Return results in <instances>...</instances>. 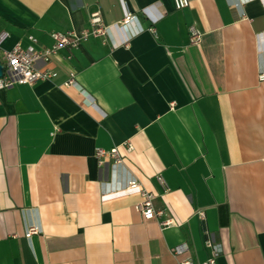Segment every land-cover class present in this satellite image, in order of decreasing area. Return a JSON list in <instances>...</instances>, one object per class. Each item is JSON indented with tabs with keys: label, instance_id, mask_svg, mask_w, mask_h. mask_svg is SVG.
<instances>
[{
	"label": "crops",
	"instance_id": "crops-1",
	"mask_svg": "<svg viewBox=\"0 0 264 264\" xmlns=\"http://www.w3.org/2000/svg\"><path fill=\"white\" fill-rule=\"evenodd\" d=\"M129 14L128 31L38 61L53 80L0 90V264H203L209 244L217 264H264V0H0L2 48L50 49ZM99 148L141 188L104 195ZM142 189L166 217L143 220Z\"/></svg>",
	"mask_w": 264,
	"mask_h": 264
},
{
	"label": "built area",
	"instance_id": "built-area-1",
	"mask_svg": "<svg viewBox=\"0 0 264 264\" xmlns=\"http://www.w3.org/2000/svg\"><path fill=\"white\" fill-rule=\"evenodd\" d=\"M251 0H240V3L247 4ZM177 10H183L189 8L191 0H174ZM143 13L151 19L147 10H143ZM137 17L129 14L122 22L115 24L114 26L105 27L100 24L99 18H95L93 22L96 27L91 31H84L80 34L76 32L67 33H54V45L50 49L37 51L34 48L23 49L17 46L13 50H3L2 46L9 37L7 32L0 33V62L4 66L3 76L0 78V90L8 89L16 85H30L33 86L40 82L51 81L57 77V74L50 71H39L36 69V63L38 61H50L53 57L58 56L59 52L66 48H78L82 42L88 40L90 37H107L112 28L121 29L128 31L129 26L136 20ZM152 24H156L157 20L151 19ZM154 32L155 29L151 28ZM141 32V31H140ZM139 31L126 35L122 44L128 45L130 39L136 36ZM189 38L191 45H199L203 40V35L195 28L189 29ZM259 81L264 82V45L259 48ZM70 85H76L73 80L69 82ZM128 151H132L133 147L131 144L127 145ZM96 157L99 165L103 166L107 161H111V180L102 183V192L104 195L112 194L115 192L134 190L141 188L138 179L133 176L131 172L125 167L124 161L118 151V148L111 150L97 149ZM158 182L161 186L167 190L166 183L161 176L157 177ZM142 200L135 207L136 211L141 214L143 220H152L155 217L163 218L166 217L164 210H156L154 206L155 195L151 192L142 189L141 192ZM201 218L205 217L204 213H200ZM172 220L164 219L161 224L162 226H170ZM42 233V229L36 224L26 225V237L30 240L33 235ZM210 249L213 252V256L203 264H217V258L222 253L220 245L209 244ZM188 251L186 245L179 246L174 249L176 256H183ZM180 264H200L196 263L191 259H185Z\"/></svg>",
	"mask_w": 264,
	"mask_h": 264
},
{
	"label": "water",
	"instance_id": "water-1",
	"mask_svg": "<svg viewBox=\"0 0 264 264\" xmlns=\"http://www.w3.org/2000/svg\"><path fill=\"white\" fill-rule=\"evenodd\" d=\"M3 71H4V66L0 62V78H2V76H3Z\"/></svg>",
	"mask_w": 264,
	"mask_h": 264
}]
</instances>
